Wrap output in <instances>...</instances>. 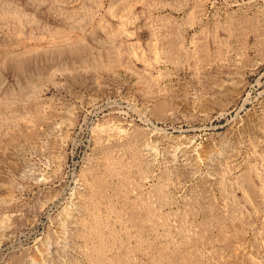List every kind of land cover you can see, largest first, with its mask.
Returning a JSON list of instances; mask_svg holds the SVG:
<instances>
[{"label": "rangeland", "instance_id": "obj_1", "mask_svg": "<svg viewBox=\"0 0 264 264\" xmlns=\"http://www.w3.org/2000/svg\"><path fill=\"white\" fill-rule=\"evenodd\" d=\"M0 264H264V0H0Z\"/></svg>", "mask_w": 264, "mask_h": 264}]
</instances>
